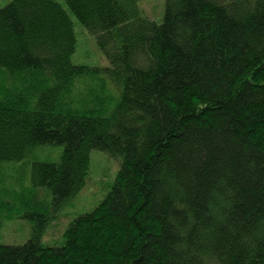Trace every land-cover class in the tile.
<instances>
[{
	"label": "trees",
	"instance_id": "16d2710c",
	"mask_svg": "<svg viewBox=\"0 0 264 264\" xmlns=\"http://www.w3.org/2000/svg\"><path fill=\"white\" fill-rule=\"evenodd\" d=\"M64 1L109 66L73 63L55 0L0 8V165L64 148L33 163V233L0 264H264V0H166L160 24L140 0ZM93 150L119 159L115 182L51 246Z\"/></svg>",
	"mask_w": 264,
	"mask_h": 264
},
{
	"label": "rangeland",
	"instance_id": "374dc122",
	"mask_svg": "<svg viewBox=\"0 0 264 264\" xmlns=\"http://www.w3.org/2000/svg\"><path fill=\"white\" fill-rule=\"evenodd\" d=\"M12 0H0V8ZM69 13L77 37L76 52L72 61L76 65L88 67H107L109 62L98 47L92 35L70 12L64 0H55ZM166 0H140L142 15L158 24L164 21ZM63 146H38L21 162H5L0 165L1 181L7 183L11 198L8 209L0 207V243L10 246L25 244L32 236L33 223L25 217L30 211L29 201L35 187L32 176L34 162H57L63 153ZM120 169L119 159L111 154L93 150L87 185L82 191L66 202L54 214L44 231L43 241L51 246L62 240L69 223L82 214L91 212L110 192ZM47 193L48 190L44 189ZM24 199L26 204H21ZM7 199H3L6 201ZM61 237V238H60ZM63 242V240H62Z\"/></svg>",
	"mask_w": 264,
	"mask_h": 264
}]
</instances>
